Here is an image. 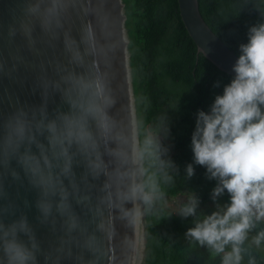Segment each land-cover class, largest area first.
Listing matches in <instances>:
<instances>
[{
	"label": "clouds",
	"instance_id": "1",
	"mask_svg": "<svg viewBox=\"0 0 264 264\" xmlns=\"http://www.w3.org/2000/svg\"><path fill=\"white\" fill-rule=\"evenodd\" d=\"M24 12L30 22L21 23L19 32L26 47L35 50L38 26L49 44L62 39L68 63L53 64L55 79L41 66L35 84L41 103L18 105L0 119V202L7 201L0 203V264H38V255L46 264H132L144 218L166 200L163 186L174 184L178 166L140 116L121 117L109 56L116 46L92 0H27ZM73 12L95 17L82 20L79 41L64 27ZM17 32L10 25L9 39ZM239 52L234 77L207 113L197 111L191 134L193 162L216 181L210 192L215 210L198 213L200 200L189 193L177 214L193 218L185 238L206 247L220 264H264V22L248 28ZM12 59L7 70L0 61V74L12 76L22 57ZM57 94L68 110L50 114L49 100ZM163 132L166 138L167 125ZM74 165L83 168L79 180ZM185 174L194 175L193 164ZM7 178L36 191L39 223L55 233L60 218L62 234L47 250L27 216L16 215ZM225 193L227 202H218ZM5 216L14 218L5 222Z\"/></svg>",
	"mask_w": 264,
	"mask_h": 264
},
{
	"label": "trees",
	"instance_id": "2",
	"mask_svg": "<svg viewBox=\"0 0 264 264\" xmlns=\"http://www.w3.org/2000/svg\"><path fill=\"white\" fill-rule=\"evenodd\" d=\"M121 3L135 115L143 119L146 130L162 135L161 143L169 148L168 156L178 166L174 184L163 186L166 198L185 199L177 202L174 210L163 208L160 202L155 214L144 218L142 264H220L219 257H213L206 247L185 238L193 218H181L177 209L186 202L187 194L195 193L200 200L198 213L215 210L210 192L216 181L207 179L206 169L193 162L191 134L197 111L207 113L214 97L222 94L233 76L198 51L181 24L176 0ZM198 4L207 25L238 56L239 45L247 43L248 28L264 22V0H198ZM165 125L169 128L166 138ZM190 163L194 175L187 178L185 168ZM227 200L225 193L218 202Z\"/></svg>",
	"mask_w": 264,
	"mask_h": 264
},
{
	"label": "water",
	"instance_id": "3",
	"mask_svg": "<svg viewBox=\"0 0 264 264\" xmlns=\"http://www.w3.org/2000/svg\"><path fill=\"white\" fill-rule=\"evenodd\" d=\"M27 0H0V61L5 64L7 70L14 63L12 57L19 55L22 61L16 64V71L11 77L0 74V119L14 110L18 105L33 106L41 103L39 89L35 87L37 77L41 74L43 66L47 75L55 79L52 66L55 63L67 64L68 57L64 51L62 39H57L49 44L47 38L42 36L40 28L36 26L33 36L37 43L35 50H29L26 42L19 32L21 23H29L30 18L25 15L24 9ZM178 15L187 35L197 45L198 51L209 59L219 70L234 77L232 67L238 58L221 39L211 30L202 17L198 0H176ZM92 6L96 9L97 15L107 20V30L110 33V40L115 44V50L109 54L114 73L113 86L117 91V109L123 107L121 117L127 119L135 115L133 97L128 70V58L126 52L127 39L124 31L126 18L123 15V5L121 0H92ZM83 19L93 20L94 16L81 17L77 12H73L65 21V29L70 31L71 36L79 41V31ZM34 23V21H31ZM18 29L17 35L13 39L8 37L9 26ZM99 34V29H98ZM71 67V66H70ZM82 71V69H76ZM49 113L54 110L67 111L68 106L63 103L59 95L53 96L48 103ZM114 111H116L114 109ZM77 180L83 171L82 166L74 165ZM102 179V178H101ZM93 183L99 185L100 181ZM67 184V181H65ZM7 197L18 206L16 215L21 212L27 216L28 222L33 227L37 240L43 249L47 250L54 244L57 236L61 235L60 218L57 217V231L54 233L49 225L39 223L37 217L39 213L35 207L37 193L24 183L11 182L10 178L4 180ZM93 198L96 192L92 193ZM181 199L180 201H184ZM27 201V206H25ZM3 201L0 203H6ZM73 208L81 215L83 220H87L86 212L78 206L75 201ZM14 217L5 216V222ZM119 228V225H117ZM145 222L140 229L137 238L136 254L132 264H142L145 256ZM38 264H46L43 255H38ZM61 264H72L65 260Z\"/></svg>",
	"mask_w": 264,
	"mask_h": 264
},
{
	"label": "rangeland",
	"instance_id": "4",
	"mask_svg": "<svg viewBox=\"0 0 264 264\" xmlns=\"http://www.w3.org/2000/svg\"><path fill=\"white\" fill-rule=\"evenodd\" d=\"M158 136H159V138H160V140H161V134H157ZM181 200V198H178V199H176V200H174V199H170V198H166V200L165 201H162L161 202V205H162V207L163 208H165V209H169V210H174V209H176V207H177V202H179Z\"/></svg>",
	"mask_w": 264,
	"mask_h": 264
}]
</instances>
